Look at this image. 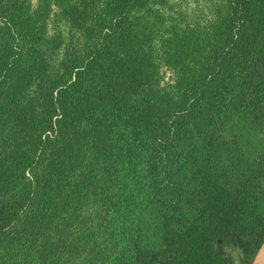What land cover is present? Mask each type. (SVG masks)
Segmentation results:
<instances>
[{
  "label": "trees",
  "instance_id": "1",
  "mask_svg": "<svg viewBox=\"0 0 264 264\" xmlns=\"http://www.w3.org/2000/svg\"><path fill=\"white\" fill-rule=\"evenodd\" d=\"M263 244L264 0H0V264Z\"/></svg>",
  "mask_w": 264,
  "mask_h": 264
},
{
  "label": "crops",
  "instance_id": "2",
  "mask_svg": "<svg viewBox=\"0 0 264 264\" xmlns=\"http://www.w3.org/2000/svg\"><path fill=\"white\" fill-rule=\"evenodd\" d=\"M255 264H264V244L256 256Z\"/></svg>",
  "mask_w": 264,
  "mask_h": 264
},
{
  "label": "rangeland",
  "instance_id": "3",
  "mask_svg": "<svg viewBox=\"0 0 264 264\" xmlns=\"http://www.w3.org/2000/svg\"><path fill=\"white\" fill-rule=\"evenodd\" d=\"M167 77H169L170 76V74L169 73H167V75H166Z\"/></svg>",
  "mask_w": 264,
  "mask_h": 264
}]
</instances>
